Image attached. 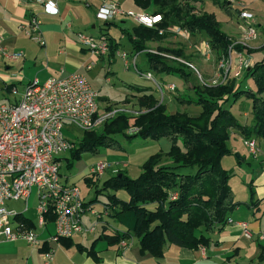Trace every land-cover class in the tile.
Segmentation results:
<instances>
[{
    "label": "trees",
    "instance_id": "obj_1",
    "mask_svg": "<svg viewBox=\"0 0 264 264\" xmlns=\"http://www.w3.org/2000/svg\"><path fill=\"white\" fill-rule=\"evenodd\" d=\"M133 1L142 10H150L149 14L160 15L161 19L153 27L137 24L132 29L121 28L130 48L144 54L149 71L176 74L191 84L194 96H176V99L183 105L200 106L201 112L196 116L187 111L169 113L167 106L153 93H144L138 97V105L143 110L134 119L121 111L107 119L100 129L84 131L73 142L67 167L72 168L87 153L98 155L103 148L122 149L117 136L166 139L169 150L150 155L142 163L138 177L132 178L120 170L104 182L105 189H122L129 195V199L124 200L116 193L108 194L102 212H107L125 230L110 233L105 227L91 247L78 244L80 250L95 254L94 245L99 240L115 244L135 236L139 238L141 252L160 257L167 245L187 248L209 245L211 234L221 229L232 211L243 203L236 200L231 185L233 175L223 165V158L233 153L229 141L234 131L244 142L264 139V42L256 48L233 41L214 13L198 11L206 0ZM211 1L225 13H232L229 0ZM108 25L111 27L115 23L108 22ZM172 27L187 31L191 37L204 34L221 60H228L233 51L259 52L260 57H256L244 71L245 78L253 80L255 89L244 87L235 77L227 76L217 83H196L186 62L170 64L166 57V54L173 53L184 58L182 50L165 46L155 50L149 48L150 42L162 41ZM109 39L114 54L120 43L112 37ZM125 85L139 92L148 90L139 85ZM242 98L252 103L250 124L241 122L228 107ZM253 187L250 183L249 205L264 200L256 199ZM21 220L34 227V222L29 219ZM59 241L72 244L71 238ZM258 259L264 261V245Z\"/></svg>",
    "mask_w": 264,
    "mask_h": 264
},
{
    "label": "built area",
    "instance_id": "obj_2",
    "mask_svg": "<svg viewBox=\"0 0 264 264\" xmlns=\"http://www.w3.org/2000/svg\"><path fill=\"white\" fill-rule=\"evenodd\" d=\"M41 4L44 11L55 15L58 13L56 3L50 0H33ZM98 20L110 22L118 17H131L139 24L153 27L160 21V15L125 10L118 0H103L96 12ZM241 18L247 24L243 28V41L259 37L255 27V15L244 10ZM172 32L190 36L185 30L172 27ZM24 31L28 37L41 46L46 40L41 29V19L33 14L26 24ZM77 38L81 45L89 50L93 56L101 57L110 49V37L105 33L99 36L79 32ZM209 48V45H207ZM209 52V50H208ZM0 53L7 58H19L22 52H9L1 45ZM124 60L126 53H117ZM240 66L247 68L249 58L239 54ZM93 62L86 65L90 70ZM141 73V72H140ZM143 77L152 80V73H141ZM158 88L163 90L160 85ZM167 88L174 91L175 84H168ZM13 94L17 90L12 89ZM103 104L99 92L81 72H72L66 76H52L44 81L35 78L26 85L19 100L0 104V243L23 239L33 246H41L37 229L46 228L50 223L55 225L51 240L69 239L84 232L93 233L103 215L97 213L86 204L81 197V190L76 184H69L63 179L59 160L63 153L69 152L73 146L64 130L70 125L82 131L99 129L107 119L119 111H126L121 106ZM135 129H133L134 131ZM250 154L257 157L260 148L257 140L249 139L244 142ZM109 164L98 161L93 164L89 173L93 176L102 175ZM36 188L37 220L34 227H29L22 221L23 213L29 210V198ZM22 202L23 209L10 206L11 202ZM89 212L95 215L94 223L87 228L84 215ZM104 215L108 216L107 212ZM227 222L238 223L243 229V235L252 238L253 233L247 222L235 221L232 218ZM121 244L125 246L126 240ZM45 264L53 259L51 251L44 253Z\"/></svg>",
    "mask_w": 264,
    "mask_h": 264
},
{
    "label": "crops",
    "instance_id": "obj_3",
    "mask_svg": "<svg viewBox=\"0 0 264 264\" xmlns=\"http://www.w3.org/2000/svg\"><path fill=\"white\" fill-rule=\"evenodd\" d=\"M50 1L56 3L58 7V13L55 15L46 13L44 7L41 4H36L33 0H0L1 45L9 52H22L23 54L21 57L15 59L7 58L0 53V96L2 97L0 104L19 100L26 85L35 78L44 81L52 76H66L72 72H81L86 76L93 68L92 66L90 70L86 69V65L89 62H93L94 65V63L106 57L109 61L113 59L108 56H93L89 50L81 45L77 38V34L82 32L83 29L89 28L90 24H93V27L96 26L94 20L96 17L95 12L102 5L103 0ZM118 1L125 10L134 11L132 6L138 7L133 0ZM248 2L252 6L253 0H248ZM208 5H210L208 10L216 13L218 6H213V4L208 3L206 0L203 6L204 9ZM137 12L151 13L150 10H142L141 8ZM33 14H37L41 19V29L46 40L45 46L39 45L28 37L24 31L26 24ZM119 18L122 20V25H117ZM127 20L126 17H118L110 21L115 23L112 26H117L116 28L120 29V38H116L110 33L105 34L114 38L117 43H123L125 36L121 32V28L132 29V27L137 25L133 20L134 23L132 22L131 25H123L127 23ZM221 22L229 24L228 18H224ZM258 27L261 28V31H264L263 22L259 21ZM101 33L96 34V36H99ZM229 35L231 34L229 33ZM262 44L263 42L253 44L252 47L257 48ZM258 54L260 53L256 52L248 55L250 60L249 65L252 64ZM244 56L246 55L244 54ZM244 75V73L241 76L235 74L234 77L237 79V82L243 83L245 81L247 87L255 89L254 82V87L249 83L250 80H253L251 78L243 80ZM139 86L145 87L148 90L146 92H138L137 90L130 89V92L127 94H138L141 96L144 93L154 92L151 89L149 90L150 85L140 84ZM14 88L17 90V94L12 93V89ZM98 91L100 92L99 89ZM228 107L241 122L251 123V108L247 107V109L239 111L237 102ZM257 143L260 148L259 156H262L260 160L262 161L261 178L264 180V139H257ZM229 145L233 151L231 155L235 156L239 162L245 160L242 154L243 150L251 155L244 144V139L235 131L231 135ZM237 154L239 157H237ZM90 177H93V175L90 174ZM136 177L138 175L132 178ZM235 195L237 197L236 192ZM256 195L259 196L256 199H263L264 189L256 192ZM90 202L88 205L93 208V200H90ZM247 202L249 201H243L242 204L238 205L230 214V218L248 223L253 233V237L250 239L243 235L241 225L227 222L221 229L211 234V243L209 245L198 248L167 245L164 255L160 257L149 252H141L139 238L135 236L126 238L127 244L125 246L121 243L110 244L106 240H99L94 245L96 253L88 254L86 251L80 250L78 244L86 248L91 247L94 240L98 238L105 227L108 229L107 232L110 233L113 230L120 232L125 230L121 224L109 216H105L102 213L103 210H101L103 218L101 219V228L97 235L96 230L94 234L84 232L88 233L89 236L83 239V237L79 236L84 233L78 234L71 238L72 244L65 245L60 241L51 240L50 237L54 234L55 229L54 226L53 229L52 227L50 228L49 225L53 224L50 223L46 228H41L40 231L39 228L37 229L38 236L42 240L41 246H33L23 239L1 242L0 264H45L44 253L47 251H51L53 254V259L49 264H264V261L258 259L261 246L264 245V200L251 205L247 204ZM85 215H89L90 218L93 216L89 212ZM22 217L29 219L30 222H36L35 219L27 216L25 212Z\"/></svg>",
    "mask_w": 264,
    "mask_h": 264
},
{
    "label": "rangeland",
    "instance_id": "obj_4",
    "mask_svg": "<svg viewBox=\"0 0 264 264\" xmlns=\"http://www.w3.org/2000/svg\"><path fill=\"white\" fill-rule=\"evenodd\" d=\"M207 2L213 4L211 0H207ZM229 2L232 4V13L230 15L225 13L220 7H217L216 13L210 12L208 10L210 5L207 7L205 6V9L204 7L200 8L198 11H207L209 13H214L215 15L217 14L216 17L220 22L221 20H224V18H228L229 24L221 22L222 28L228 35L229 33L231 34L229 36L233 39V41L240 43L243 41V28H245L247 24V22L241 18V12L244 10L251 11L255 15V27L258 29L259 37L256 40H250L246 44H242L252 47L253 44L264 42V31H261V28L258 27L259 21L264 24V0H253L252 6L248 0H229ZM132 9L135 12L139 11L138 7L132 6ZM126 18L128 19L127 23L123 25H131L134 19L131 17ZM94 20L96 22V26L93 27V24H90L89 28L82 30L83 33L96 35L102 32L108 34L110 33L116 38L121 37L120 29L116 28L117 26L110 27L108 23L98 20L96 17ZM121 22L122 20L119 18L117 25H122ZM207 45H209V48ZM159 46H165L172 50H182L184 52V58L176 56L173 53L166 54V57L168 58L170 64L186 62L188 65V71L192 72V78L196 83H217L225 80L226 76L234 77L235 74L241 76L246 68L240 66L239 54L242 56L245 54L247 58H249V53L246 51L241 53L233 51L228 60H221L219 59L217 53L211 48L204 34L191 37L172 32V29L162 41L149 43V48L152 50L157 49ZM111 49L112 48L110 46L108 53L105 54L104 57L108 56L113 59L110 61L107 57L100 59L99 62L94 63L92 70L86 75L93 87L97 89V91L98 89L100 90V92L98 91L100 94V100L101 102H104L105 105L121 106L125 108V112L131 120L134 119V117L143 109L140 110L138 105V94H127L130 92V88H128L125 84L128 83L135 85H150L149 90L151 89V91H154L152 92L154 96L160 103L167 106L169 113L187 111L191 115L196 116L201 112L202 108L200 106L194 104L183 105L176 99V96L189 98L194 96V92L190 86L191 84H184V80L176 74H155L154 72L149 71L144 54L133 51L130 48L126 37H124L123 43H120L114 54H112ZM118 52L126 53V59L124 60L120 55H118ZM256 57L259 58L260 54ZM114 60L115 62H113ZM147 71L152 73V80H148L142 76L141 73H146ZM247 79L248 78H245L244 75L243 80ZM169 83L175 84L176 88L174 91L167 88ZM240 83L242 84V82ZM249 83L254 87L253 81L250 80ZM158 84L161 88H163V90L157 87ZM243 86L247 87V83L245 81L243 82ZM1 98L2 97L0 96V100ZM237 104L239 105V111H243L247 109V107H252L251 100L246 98L240 99ZM233 109L236 112L234 107ZM92 130H98V128ZM64 132L67 138L73 142H76L83 135L81 130L70 125L66 126ZM117 139L122 145V149L112 150L103 148L98 155H94L92 153L84 154L82 159L77 161L72 168L67 167V159L70 157L69 152H65L61 156L60 173L63 179L67 178V182L69 184H76L79 186L82 200L86 204L92 203L90 200H93V209L97 213H101V210L104 209V204L108 200V194L116 193L118 197L124 200L129 199V195L125 190L121 189L114 191L112 188L105 189L104 182L106 180L113 177L120 170H124L130 177H135L142 171L141 165L150 155L160 151L166 152L170 148V144L166 139L154 140L151 138L144 139L142 137L128 139L123 135L117 136ZM242 154L244 155L245 160L241 162H239L233 155H228L223 158V165L233 175L231 185L237 194L236 199L241 202L250 200V183H252L256 192H260L264 189V180L261 178L262 161L260 160L262 156L260 155L255 158L244 150L242 151ZM98 161H105L109 164V166L102 175L90 177L89 168ZM185 169L188 171V168H184V170ZM86 178H88V181ZM36 192L37 190L34 188L29 198L30 210L25 212L27 216H30L35 220H37L38 217L35 212L37 205ZM256 197L258 198L259 196L256 195ZM10 206H14L17 209L24 208L23 203L20 201L11 202ZM93 216L90 218L89 215H84L83 222L87 228H89L95 221L96 218L94 217L93 219ZM101 222L102 220L100 219L96 227V235L100 231ZM49 226L50 228L52 227V229L54 226L55 229L54 224H50ZM40 230L41 229H39V231ZM94 233L95 231L91 234ZM87 236H89V234L84 233L79 237H83L84 239Z\"/></svg>",
    "mask_w": 264,
    "mask_h": 264
},
{
    "label": "water",
    "instance_id": "obj_5",
    "mask_svg": "<svg viewBox=\"0 0 264 264\" xmlns=\"http://www.w3.org/2000/svg\"><path fill=\"white\" fill-rule=\"evenodd\" d=\"M237 157H239V155L237 154Z\"/></svg>",
    "mask_w": 264,
    "mask_h": 264
}]
</instances>
